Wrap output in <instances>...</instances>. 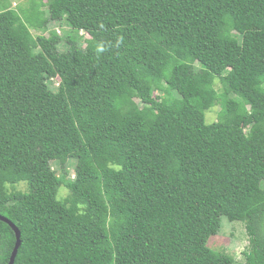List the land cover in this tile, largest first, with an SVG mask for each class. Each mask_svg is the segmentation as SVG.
<instances>
[{
	"label": "trees",
	"instance_id": "obj_1",
	"mask_svg": "<svg viewBox=\"0 0 264 264\" xmlns=\"http://www.w3.org/2000/svg\"><path fill=\"white\" fill-rule=\"evenodd\" d=\"M12 3L0 215L20 231L13 264H264V0ZM222 217L244 223L242 261L206 244ZM15 242L0 220V264Z\"/></svg>",
	"mask_w": 264,
	"mask_h": 264
},
{
	"label": "rangeland",
	"instance_id": "obj_2",
	"mask_svg": "<svg viewBox=\"0 0 264 264\" xmlns=\"http://www.w3.org/2000/svg\"><path fill=\"white\" fill-rule=\"evenodd\" d=\"M8 2L12 5H14V2L19 5V7L14 6L15 10H19L20 8H26V0H8ZM49 28H52L55 30L57 27V30H55L56 34L61 36L66 34V25L65 24H60L58 21H52L48 24ZM48 28V29H49ZM35 31H33L34 33ZM59 50H65L68 48L69 44L64 41V38L61 39V41L58 40L56 43ZM220 83L218 79H215V88L219 91L220 90ZM216 111L217 107H213L211 110L207 111L206 113V119L207 121H212L216 119ZM70 162L66 164L67 170L72 171ZM51 167L52 169H57L58 163L56 161L51 162ZM71 172V177H72ZM22 184L24 182H21ZM20 183V184H21ZM67 193V189L64 187L60 188L59 195H65ZM221 228L219 232L215 235H211L208 237L206 244L211 247L212 249H216L219 251H223L227 254L232 255L234 258V261H242L243 256H242V251L247 247L248 245V236L245 231V226L243 222L240 221H227L225 217H222L221 221Z\"/></svg>",
	"mask_w": 264,
	"mask_h": 264
},
{
	"label": "water",
	"instance_id": "obj_3",
	"mask_svg": "<svg viewBox=\"0 0 264 264\" xmlns=\"http://www.w3.org/2000/svg\"><path fill=\"white\" fill-rule=\"evenodd\" d=\"M0 220L6 222L15 233L16 242H15V245H14L13 250L11 252L9 261L7 263V264H13L14 257L16 255L17 249L20 245V231L18 230V228L15 226V224L13 222H11L8 218L4 217L3 215H0Z\"/></svg>",
	"mask_w": 264,
	"mask_h": 264
},
{
	"label": "clouds",
	"instance_id": "obj_4",
	"mask_svg": "<svg viewBox=\"0 0 264 264\" xmlns=\"http://www.w3.org/2000/svg\"><path fill=\"white\" fill-rule=\"evenodd\" d=\"M54 85H57L58 86V82L55 80V82H54Z\"/></svg>",
	"mask_w": 264,
	"mask_h": 264
}]
</instances>
